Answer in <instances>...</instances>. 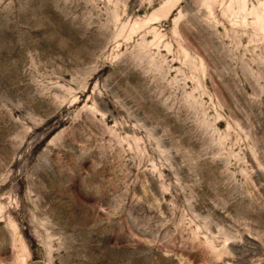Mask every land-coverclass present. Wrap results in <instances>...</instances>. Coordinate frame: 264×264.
<instances>
[{"label":"rangeland","instance_id":"1","mask_svg":"<svg viewBox=\"0 0 264 264\" xmlns=\"http://www.w3.org/2000/svg\"><path fill=\"white\" fill-rule=\"evenodd\" d=\"M0 264H264V0H0Z\"/></svg>","mask_w":264,"mask_h":264}]
</instances>
